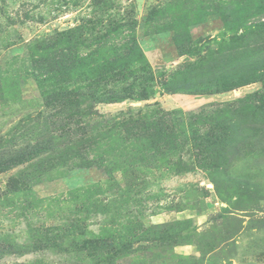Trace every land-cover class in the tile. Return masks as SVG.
I'll return each instance as SVG.
<instances>
[{"label": "rangeland", "instance_id": "374dc122", "mask_svg": "<svg viewBox=\"0 0 264 264\" xmlns=\"http://www.w3.org/2000/svg\"><path fill=\"white\" fill-rule=\"evenodd\" d=\"M0 264H264V0H0Z\"/></svg>", "mask_w": 264, "mask_h": 264}, {"label": "trees", "instance_id": "16d2710c", "mask_svg": "<svg viewBox=\"0 0 264 264\" xmlns=\"http://www.w3.org/2000/svg\"><path fill=\"white\" fill-rule=\"evenodd\" d=\"M133 42L135 44V47H137L138 41L136 38L133 39ZM150 73H151V77L152 75L153 76L155 75L154 70H150ZM179 85L181 84L177 82L175 78H173L172 80H165L164 82L161 83V85H158V87H160L161 92H165V91H175V90L181 89L179 88L180 87ZM130 88L133 89L132 87H129L128 89L130 90ZM157 92H158V88L156 87V85H154L153 88L149 91L147 90V88H141V90H138V95H140L139 99L153 97L154 95H156ZM109 101H112V100L105 98V99L98 100L97 102H109Z\"/></svg>", "mask_w": 264, "mask_h": 264}]
</instances>
